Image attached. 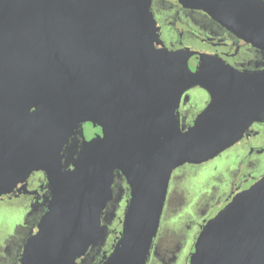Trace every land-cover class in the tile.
Listing matches in <instances>:
<instances>
[{
	"label": "water",
	"instance_id": "95a60500",
	"mask_svg": "<svg viewBox=\"0 0 264 264\" xmlns=\"http://www.w3.org/2000/svg\"><path fill=\"white\" fill-rule=\"evenodd\" d=\"M151 1L0 0V196L38 171L49 190L19 264H77L100 247L114 171L129 198L99 264H146L173 171L214 159L264 122V69L156 49ZM176 1L264 52L262 1ZM196 87L209 99L182 129L180 99ZM83 122L102 135L68 156ZM188 264H264V176L204 222Z\"/></svg>",
	"mask_w": 264,
	"mask_h": 264
},
{
	"label": "flooded vegetation",
	"instance_id": "af4514ba",
	"mask_svg": "<svg viewBox=\"0 0 264 264\" xmlns=\"http://www.w3.org/2000/svg\"><path fill=\"white\" fill-rule=\"evenodd\" d=\"M260 1L264 3V0ZM150 11L159 28V40L162 43L156 44V49L161 47L169 50L190 49L218 57L225 64L239 71L256 72L264 69L262 50L237 38L205 12L184 8L176 0H152ZM197 60L196 56H192L189 59L190 67L196 66ZM208 99V94L198 87L185 91L177 109L179 125L182 129H187L192 124L195 116L205 108ZM96 133L102 135V128L98 124L93 126L89 122L80 123L67 144L68 156H73L83 142L90 141ZM224 156L229 157L230 162L222 170L223 173L218 174L220 176L217 179V185L211 190L210 202L205 204L200 217L190 216L187 229L194 226L197 230L182 264H188L195 238L204 222L217 213L213 211L218 203L217 196L226 193L223 198L222 207H224L236 193L248 189L264 176V122L252 123L238 143L212 160L226 158ZM203 164L187 166L195 168ZM68 167L70 165H64V168ZM182 167L177 168L173 173ZM169 186L170 181L168 188ZM110 191L112 200L107 203L101 215V225L105 231L102 245L94 249L90 248L84 257L77 260V264H99L103 255L111 252L119 235L123 212L129 198V189L124 177L118 171L113 172ZM213 194H216L215 199ZM48 197L49 190L46 188L45 176L41 171L32 173L23 189L17 188L10 194L0 196V208L13 213L16 219V223L14 222L11 228V234L2 239L3 244L11 242L15 246L11 264H19L22 247L25 241L36 232L38 220L46 210ZM159 228L160 223L158 231ZM20 233L22 234L19 238L17 235ZM156 237L152 241L146 264H176L177 254L182 249L180 244L171 249L163 248L160 241L155 242Z\"/></svg>",
	"mask_w": 264,
	"mask_h": 264
},
{
	"label": "rangeland",
	"instance_id": "374dc122",
	"mask_svg": "<svg viewBox=\"0 0 264 264\" xmlns=\"http://www.w3.org/2000/svg\"><path fill=\"white\" fill-rule=\"evenodd\" d=\"M224 157L226 158L211 160L200 167L190 168L185 165L175 171L171 177L155 242L160 241L162 247H167V249L180 244L182 249L177 254L176 264H182L191 240L196 235V227L192 226L191 229H187L190 216H201L205 204H208L212 198L211 190L217 185V179L220 176L218 174L223 173L222 170L229 165V157ZM225 195L226 193H222L217 196L216 202L218 203L214 212L223 208ZM213 197L215 199L216 194H213ZM15 221L13 213L0 208V264H11L12 262L15 246L11 242L3 244L2 239L11 234ZM21 234L17 237L20 238Z\"/></svg>",
	"mask_w": 264,
	"mask_h": 264
}]
</instances>
